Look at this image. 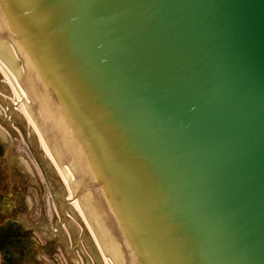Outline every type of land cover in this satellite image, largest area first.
<instances>
[{"label":"water","instance_id":"water-1","mask_svg":"<svg viewBox=\"0 0 264 264\" xmlns=\"http://www.w3.org/2000/svg\"><path fill=\"white\" fill-rule=\"evenodd\" d=\"M0 73L96 264H264V0H0Z\"/></svg>","mask_w":264,"mask_h":264},{"label":"rangeland","instance_id":"rangeland-1","mask_svg":"<svg viewBox=\"0 0 264 264\" xmlns=\"http://www.w3.org/2000/svg\"><path fill=\"white\" fill-rule=\"evenodd\" d=\"M24 103L23 98L16 95L9 76L0 73V119L2 122H6L10 129L8 132L16 150L25 156L29 164L32 163V165L30 164L32 171L36 169L37 183L41 191L39 194L42 202L41 210L45 213L42 220L36 223L24 220L21 212L15 215L14 219L24 227H33L36 237L47 244L45 249L54 251V260H51L49 256L39 255L42 258V264H96L88 243L83 219L76 206L73 205L76 200L67 192L68 208L62 209L53 191L51 190L55 202L52 201L50 190L45 186L44 175L41 174L34 160V154L40 159L46 170V178L59 168L55 160L45 154L40 138L26 117ZM28 146L31 152L34 151V154L30 153ZM55 209L57 216L53 217L52 213ZM1 210L4 212V208ZM37 210L33 208L32 214L36 215ZM1 221H3L2 217H0Z\"/></svg>","mask_w":264,"mask_h":264},{"label":"flooded vegetation","instance_id":"flooded-vegetation-1","mask_svg":"<svg viewBox=\"0 0 264 264\" xmlns=\"http://www.w3.org/2000/svg\"><path fill=\"white\" fill-rule=\"evenodd\" d=\"M6 126V122L0 119V217L3 218L0 222V264H42L39 255H46L54 260V251L45 249L47 244L36 237L33 227H24L14 219L15 215L21 212L24 220L36 223L40 222L45 214L41 210L37 172L36 169L32 171V163L29 164L25 156L16 150L10 139V129ZM28 150L34 154L29 146ZM34 160L44 175L45 186L50 190L52 201L55 202L52 188L48 185L49 179L46 180L47 172L35 154ZM33 208L38 209L36 215L31 212ZM54 215L57 216L56 209L52 213L53 217Z\"/></svg>","mask_w":264,"mask_h":264},{"label":"bare ground","instance_id":"bare-ground-1","mask_svg":"<svg viewBox=\"0 0 264 264\" xmlns=\"http://www.w3.org/2000/svg\"><path fill=\"white\" fill-rule=\"evenodd\" d=\"M23 98V100H24V104H25V108H24V112L26 113V117H27V119H28V121H29V123L32 125V127H33V129H34V131L36 132V134L38 135V137L40 138V141H41V144H42V147H43V149L45 150V152H46V154L52 159H54V157L51 155V153H50V150L47 148L46 149V143H45V141H44V137H43V135H42V132H41V130H40V128H39V125H38V123H37V121H36V119H35V116L34 115H28V111H27V105H26V99L24 98V97H22ZM52 159V160H53ZM55 160V159H54ZM56 162V161H55ZM56 164H57V166H58V168H59V170H68V167H66V168H64V167H60L59 166V164L56 162ZM75 202H77V201H75ZM76 209L78 210V212L80 213V215H81V217H82V219H83V211H82V209L81 208H79V207H77L76 206Z\"/></svg>","mask_w":264,"mask_h":264}]
</instances>
